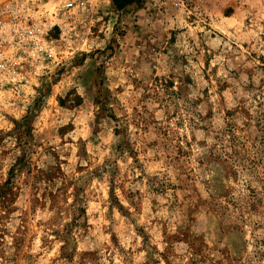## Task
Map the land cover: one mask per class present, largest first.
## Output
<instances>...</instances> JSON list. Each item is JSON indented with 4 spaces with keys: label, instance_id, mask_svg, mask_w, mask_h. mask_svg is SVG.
<instances>
[{
    "label": "rangeland",
    "instance_id": "374dc122",
    "mask_svg": "<svg viewBox=\"0 0 264 264\" xmlns=\"http://www.w3.org/2000/svg\"><path fill=\"white\" fill-rule=\"evenodd\" d=\"M0 0V264H264V0Z\"/></svg>",
    "mask_w": 264,
    "mask_h": 264
},
{
    "label": "built area",
    "instance_id": "2783aa9c",
    "mask_svg": "<svg viewBox=\"0 0 264 264\" xmlns=\"http://www.w3.org/2000/svg\"><path fill=\"white\" fill-rule=\"evenodd\" d=\"M46 3L52 5L53 12L57 14L67 13L80 5L79 0H9L6 6L11 9L10 11L12 13H15L12 10L16 11L15 9L18 6L30 5L37 7L38 5H45Z\"/></svg>",
    "mask_w": 264,
    "mask_h": 264
},
{
    "label": "trees",
    "instance_id": "16d2710c",
    "mask_svg": "<svg viewBox=\"0 0 264 264\" xmlns=\"http://www.w3.org/2000/svg\"><path fill=\"white\" fill-rule=\"evenodd\" d=\"M141 0H115V6L117 9H122L127 5H131L133 3H139Z\"/></svg>",
    "mask_w": 264,
    "mask_h": 264
}]
</instances>
